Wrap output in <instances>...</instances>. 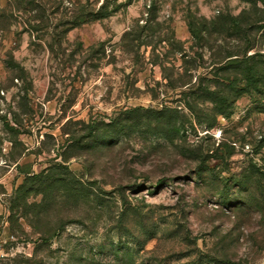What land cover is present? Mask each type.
Wrapping results in <instances>:
<instances>
[{
  "label": "rangeland",
  "instance_id": "374dc122",
  "mask_svg": "<svg viewBox=\"0 0 264 264\" xmlns=\"http://www.w3.org/2000/svg\"><path fill=\"white\" fill-rule=\"evenodd\" d=\"M0 264H264V0H0Z\"/></svg>",
  "mask_w": 264,
  "mask_h": 264
},
{
  "label": "trees",
  "instance_id": "16d2710c",
  "mask_svg": "<svg viewBox=\"0 0 264 264\" xmlns=\"http://www.w3.org/2000/svg\"><path fill=\"white\" fill-rule=\"evenodd\" d=\"M102 8V7H101ZM101 8H100V10L98 11L99 12V14L98 13H96V15H97V17H99V18H104V17H106V16H108V13H101ZM80 9H82V7H80ZM78 11H79V8H78ZM78 11H77V13H76V15L74 16V18L75 19H73V21H74V23H80L81 21H87L91 16H92V14H86L85 12H84V10H80L79 11V14H78ZM230 22H233L234 24H238L239 23V19L238 18H233V17H229V16H222V17H219V18H217V20H211V21H209V24H217V26H221V28L222 27H224V25H227L228 23H230ZM196 40H198V41H202V39L203 38H201L200 37V35H198V34H194V36H193ZM162 71H163V69H162ZM163 79H168L169 80V83H170V85H173V83L175 84V85H177L178 83L179 84H183L182 82H181V77H176V78H174V80H170V78L169 77H167V76H164L163 77ZM245 79H246V83H248L249 82V79H250V77L249 76H246L245 77ZM248 80V81H247ZM171 81H173V82H171ZM187 84H189V82H187ZM203 91H205V93H206V96L205 97H200L201 99H203V100H201V101H211V102H213V103H224V101L222 102L221 101V99H222V97H218V95H216L214 92H212V90H208L206 87H204L203 88ZM192 94H194V92H192ZM218 97V98H217ZM188 106H190L189 105V103L187 104ZM218 111H220V113H222L223 112V108H221V110H218ZM160 112H162V113H164V114H166L167 112H170V109L169 108H167L166 106L165 107H163L162 108V110H160V111H158V113H160ZM164 114H160L161 116H164V118H166V116L168 117V114L165 116ZM163 118V119H164ZM113 122H111L110 124H112ZM109 124V125H110ZM38 178H40L39 176H37ZM39 182H42V181H40V180H38Z\"/></svg>",
  "mask_w": 264,
  "mask_h": 264
}]
</instances>
